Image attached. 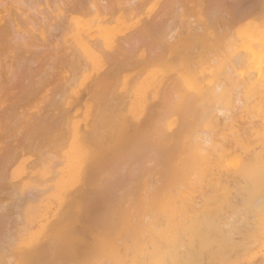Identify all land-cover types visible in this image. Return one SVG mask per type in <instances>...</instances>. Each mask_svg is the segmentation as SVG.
<instances>
[{
  "label": "bare ground",
  "instance_id": "1",
  "mask_svg": "<svg viewBox=\"0 0 264 264\" xmlns=\"http://www.w3.org/2000/svg\"><path fill=\"white\" fill-rule=\"evenodd\" d=\"M21 142L66 147L58 199L98 166L49 247L6 237L44 191L1 176ZM2 161L0 264H264V0H0Z\"/></svg>",
  "mask_w": 264,
  "mask_h": 264
},
{
  "label": "rangeland",
  "instance_id": "2",
  "mask_svg": "<svg viewBox=\"0 0 264 264\" xmlns=\"http://www.w3.org/2000/svg\"><path fill=\"white\" fill-rule=\"evenodd\" d=\"M39 130H42L43 131V129H39ZM26 131V130H25ZM33 131H35V134L36 133H40V132H38V129H37V131H36V129L35 130H33ZM52 131V130H51ZM24 132V131H23ZM13 133V131H11V133L10 134H12ZM26 133H27V131H26ZM31 133H32V131H31ZM45 133V134H44ZM57 133V132H56ZM55 133V134H56ZM24 134H25V132H24ZM33 134H34V132H33ZM43 134H44V136L45 135H47L46 134V131L45 132H43ZM49 134V133H48ZM50 134H53V133H50ZM29 135V134H28ZM27 134H26V136L25 137H27L28 136ZM37 135V134H36ZM42 135H39V137H41ZM50 137H51V135H49ZM54 136V134L52 135V137ZM46 137V136H45ZM47 137H48V135H47ZM24 138V137H23ZM36 139L38 138L37 136L35 137ZM53 138H47V140L45 141V143L44 144H49V146L50 145H52V143L50 142V140H52ZM25 141V140H24ZM24 143H26V142H24ZM19 144V143H18ZM17 144V145H18ZM21 144L22 145H18V150H21V151H16L15 150V152L17 153H19V155H16L15 153H13L14 155H16L17 157H21V158H17L16 157V159L15 160H17V161H12V163H10L9 164V162H11V161H9L8 162V164H6L7 162L6 161H8V160H10V156H12L13 154L11 153V152H13L12 150L10 151V153L8 154V153H6V154H4V152H5V150H4V152H2V150H1V153H3V156H5L6 155V157L5 158H7L8 159V156H9V159L7 160V159H5L4 158V162H6L5 164L6 165H9V166H5V164L3 163V161H2V163L3 164H1L0 166L2 167V165H4L5 166V168H7V169H5L6 170V172H4V171H2V172H4V174L3 175H1L2 174V172H1V176H4V175H6L7 173H9L10 175H8V177L10 178V176H11V179H12V177H13V179L12 180H19V179H21L19 176L20 175H22V173H24V175H25V177H26V174L28 173H30V172H27V171H25V170H27V168L25 169V167L27 166V167H29L30 165H31V160L33 161V159L34 158H37L38 160L39 159H42V158H40V155H39V157L37 156V157H35V156H31L30 154H32V153H30L29 151H27L28 149V147H30L31 148V146H29V144H27V148L26 147H24V146H26V144L23 146V143L21 142ZM54 144V143H53ZM21 146H23L24 148H25V150L29 153V154H26L25 153V150H24V153H25V155H28V156H25L24 155V153H23V148L21 147ZM41 146H43V147H41ZM48 146V145H47ZM48 146V147H49ZM53 146V145H52ZM63 146V145H62ZM60 147V150L58 149V147H56L57 149V151H55L56 153L58 152V150H59V156H62V154L64 155L66 152H67V149H66V147L64 146V147ZM10 147H13V146H10ZM10 147H9V150H10ZM17 148V146H14V148ZM34 147V146H33ZM33 147H32V149H33ZM36 147V146H35ZM34 147V148H35ZM55 147H53V148H47V149H49V152H47L46 150H45V148H46V146L45 145H40V146H38V147H36L35 148V152L37 151V153L39 152L38 151V148H43L41 151H42V157L43 156H45L47 153H48V156H51V152H50V150H55ZM14 148H13V150H14ZM20 148V149H19ZM29 148V150H31ZM39 149V150H40ZM91 149L92 148H89V153L88 154H90V156H91V154H92V151H94L95 152V149L94 150H92L91 151ZM33 151H34V149H33ZM46 151V153L44 154V152ZM90 151H91V153H90ZM20 152H21V154H20ZM34 152V153H35ZM55 152H54V154H55ZM97 152V151H96ZM49 153H50V155H49ZM53 153V152H52ZM62 153V154H61ZM12 154V155H11ZM39 154H41V152H39ZM44 154V155H43ZM54 154L52 155L53 156V158L55 159H53L52 157V159L50 160V158H48L49 159V161L48 160H46V157H45V165L43 164V165H41V163H43L44 161V158H43V160H42V162H41V160H39L38 162H36V159L34 160V162L36 163H34V162H32L33 164H35V166H37V167H34V165L32 164V166H30V168L32 167H34L33 169H30V171H31V174H29V175H31V176H35V177H32V178H27L26 177V179H24L25 177H23L22 178V180L24 181L20 186H19V184H18V187H17V185H16V190H18L19 189V193H21L22 191H27V189L29 190V189H38L39 191H42V190H44V191H42L41 193H39L38 195H34V196H36L35 197V199L34 198H32V199H34V200H32V202L33 203H31L32 204V206H35L36 208H34L33 209V211H32V213H33V215L35 216V219H34V221L31 223V224H29V223H27L26 221H25V223H23V224H14L18 229H17V231H15V232H12V233H10L9 231H6V232H9L7 235H6V237L7 236H9V235H12V236H17L16 238L15 237H13V238H15L14 239V242H15V244L17 245V247L16 248H22L21 246L23 245V242H28V241H24V238H29L30 236H31V234L34 232V234L36 233V234H38L37 235V240L36 241H40V238H41V240H43L44 239V242H45V240L46 239H48L49 240V238L51 239V240H53V239H56V238H53V237H55V236H49L48 238H46L45 236L43 237V239H42V236L44 235V234H46V232H47V229H49V224L50 225H52L53 223H54V221L56 222V224L57 225H59V223L61 222H57L59 219H57L58 218V216H57V218H53L54 217V215L56 216V215H59L58 213L60 212V214L61 215H59V217H60V220H62V222H64L65 221V223L66 222H68V224H71V223H69V220H67L68 218L67 217H70V216H72V217H74L73 215H72V213H75L74 215L76 216L77 215V208L79 209V207L81 206V203H80V200H79V198L81 197H79V195H80V192L82 191V189H84V190H87L88 188H89V183H88V178L90 177V176H88V175H90V174H88V173H90V171H89V169L91 168V165H93L94 167H98V166H95V164H92V163H90L91 165H89L88 163H86V161H85V163L86 164H84V166L85 165H87L88 164V166H87V168L86 167H83L84 169V171H82V174H81V177H80V180L76 183V184H74V185H72L71 187H67V189H66V191H65V195L62 197V198H60V199H58L57 197H55L54 195H55V192H56V184L58 183V180L59 179H61L60 177H61V175H59L58 174V172L60 173V171H62L63 169H64V166H65V163L63 162V160H64V158H63V160H62V157H61V160L60 161H62L60 164H58L60 161H59V159L57 160V158H55L56 156H54ZM57 154V155H58ZM95 154H98V152L97 153H95ZM24 155V156H23ZM31 157H30V156ZM56 155V154H55ZM58 156V157H59ZM92 156H94L95 157V155L94 154H92ZM91 156V157H92ZM12 157H15V156H12ZM91 157H88L89 159H92ZM94 157H93V159H94ZM87 158V162H89L88 159ZM95 158H97V156L95 157ZM93 159H92V162H93ZM12 160V159H11ZM30 160V164H29V161ZM95 160V159H94ZM57 161H58V163H57ZM91 161V160H90ZM15 162H17V164H15ZM21 162H23L22 164H24L25 163V165H24V167L21 165ZM28 162V165L26 164ZM57 164H56V163ZM96 162H97V159H96ZM19 163V164H18ZM40 163V165H38V164ZM98 163V162H97ZM22 167H21V166ZM4 166H3V169H4ZM11 167V168H10ZM41 167V168H40ZM90 167V168H89ZM8 168H10V169H8ZM22 168V169H21ZM2 169V168H1ZM28 169V170H29ZM38 169V170H37ZM85 169H87L86 171H88V172H86L85 171ZM99 169V168H98ZM98 169H97V171H98ZM102 169V168H101ZM7 170L9 171V172H7ZM32 170H34V171H32ZM25 172H27L26 174H25ZM54 172H55V175H56V173H57V175L55 176L54 175ZM87 174V175H85V173ZM34 173V175H32ZM98 173V172H97ZM23 175V176H24ZM36 175H38V178L36 177ZM86 176L85 178H87L86 179V181H85V178L83 177V176ZM96 176L98 175V174H95ZM100 175L101 174H99V176L98 177H100ZM30 176V177H31ZM95 176V177H96ZM19 177V178H18ZM29 177V176H28ZM53 177H54V179H53ZM94 177V178H95ZM1 178H3V177H1ZM18 178V179H17ZM36 178L38 179L37 181H35L36 180ZM51 178H52V181H49V180H51ZM91 178V177H90ZM11 179H10V181H11ZM31 179H34V180H31ZM47 179H49V180H47ZM1 180V179H0ZM43 182V183H40L41 181ZM40 181V182H39ZM82 184H81V183ZM80 183V184H79ZM87 183H88V185H87ZM85 184V185H84ZM10 186H11V184H9ZM33 186V187H32ZM82 186V187H81ZM85 186V187H84ZM2 187H3V185H2ZM13 186H12V188L13 189H15ZM50 187H52L51 189H50ZM75 187H76V189H77V191H76V189H75ZM81 188V189H80ZM2 189V188H1ZM12 189V190H13ZM76 192H75V191ZM0 191H3V190H0ZM13 191H15V190H13ZM44 192V193H43ZM79 192V193H78ZM70 193V194H69ZM75 193V194H74ZM79 194L78 196H77V194ZM72 194H74V195H72ZM71 195V196H70ZM9 196V195H8ZM10 198H8L7 197V200L9 201V203H8V201H5L6 203H8V204H11V202H13V200H15V196L14 195H12V196H9ZM66 198H68V200L66 199ZM6 199V198H5ZM71 201H70V200ZM73 199H75L74 201H75V203L77 202V204L76 205H74V202H73ZM4 200V199H3ZM63 200H64V203H63ZM79 200V201H78ZM49 201V202H48ZM53 201V202H52ZM67 201H68V203H70V207H68L69 206V204L67 203ZM3 203H5L4 201H2ZM73 203V206H72V203ZM5 203V204H6ZM50 203H51V205H50ZM55 203H57V206H56V204ZM54 206H53V205ZM61 204H63L65 207L67 206V204H68V206L66 207V209H64V207L61 205ZM60 205V206H59ZM74 207L75 206V208H72V207ZM57 207V208H56ZM77 207V208H76ZM52 208V209H51ZM67 208H69V209H67ZM70 208H71V210H72V212H71V210H70ZM62 209H64L65 211L66 210H68V212H69V215H68V213L66 214V212H64V211H61ZM49 210V211H48ZM74 210V211H73ZM46 212V213H45ZM58 212V213H57ZM44 213H45V215H44ZM63 213V214H62ZM26 214V210H24L23 209V215H25ZM44 215V216H43ZM51 215V216H50ZM64 215V218H62L61 216H63ZM67 215V216H66ZM49 216V217H48ZM66 216V217H65ZM43 217V218H42ZM47 217V218H46ZM50 217H52V218H50ZM72 217H70V218H72ZM45 218V219H44ZM67 218V219H66ZM48 219V220H47ZM63 219H64V221H63ZM41 220V221H40ZM43 220V221H42ZM45 220V221H44ZM54 220V221H53ZM40 221V222H39ZM41 222H43L42 223V225L43 224H45L46 226H45V228H46V230H45V228L43 229V232H42V229L41 228H39V225L41 224ZM45 222V223H44ZM51 222H53V223H51ZM62 222L60 223V225L62 226ZM56 224L54 223L53 225H55V226H51V233L50 234H52V231H54L53 232V235H54V233H56V234H58L59 232H57L58 230L60 231V229H62L60 226H58V230L56 229L57 228V226H56ZM64 224V223H63ZM67 224V223H66ZM65 224V225H66ZM63 225V227L65 226V227H67V226H69V225ZM5 225L7 226V223H5ZM53 227H56L55 229L53 228ZM64 227V228H65ZM86 227H88V225L86 224V223H84V224H82V225H80V227H79V229H81V228H86ZM3 228L4 229H6L5 228V226H3ZM52 228H53V230H52ZM4 229H2V230H4ZM41 229V230H40ZM1 229H0V235L2 234L3 235V233H4V231H3V233L1 232L2 231ZM41 231V233L40 232H38L37 233V231ZM49 231V230H48ZM44 233V234H43ZM40 234V235H39ZM43 234V235H42ZM49 233L47 232V235H48ZM85 234V236L87 237H89L90 235L88 234V233H84ZM42 235V236H41ZM39 236H40V238H39ZM84 235H81V237H83V239L85 240V239H87V240H85V241H89L88 239H93L92 238V236H91V238H86ZM1 238H0V241H1V239L3 238H5V240H6V237H5V235H4V237H2V236H0ZM10 237V236H9ZM8 237V238H9ZM11 238V237H10ZM13 238L11 239V240H13ZM48 240H46V241H48ZM51 240H49L48 242H50V243H52V241ZM4 241V240H3ZM10 241V240H9ZM23 241V242H22ZM36 241H35V239L34 240H30L29 241V243L30 244H33V247L34 248H38V245H43V241L41 242L40 241V243H42V244H38V243H36ZM92 241V240H91ZM90 241V242H91ZM21 242V243H20ZM35 242V243H34ZM44 243L45 244V246L46 245H48L47 247H49L50 246V244L49 243ZM90 242H88V243H90ZM91 243H93V241L91 242ZM90 243V244H91ZM35 245H37V246H35ZM8 247L9 246H7L6 248H7V252L6 251H2L3 252V254H4V257H8L10 254H12L11 252L8 254ZM33 250V249H32ZM9 251H11V250H9ZM33 251H35V250H33ZM27 253V252H26ZM8 254V256H6ZM14 254V256L16 257L17 256V258H16V260L15 261H17V262H15L14 260H12V256L13 255H10V257H8V260L5 258V261L7 262H5V264H10V263H12V264H19L20 263V259H21V256L19 255V254H17V253H13ZM19 255V256H18ZM9 260H11L10 262H9ZM12 261H14V262H12Z\"/></svg>",
  "mask_w": 264,
  "mask_h": 264
}]
</instances>
